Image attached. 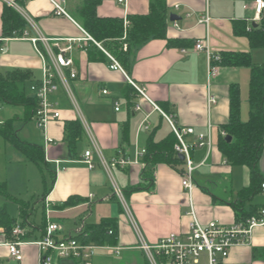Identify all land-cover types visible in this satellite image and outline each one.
<instances>
[{"label": "crops", "instance_id": "obj_1", "mask_svg": "<svg viewBox=\"0 0 264 264\" xmlns=\"http://www.w3.org/2000/svg\"><path fill=\"white\" fill-rule=\"evenodd\" d=\"M86 1L66 0L65 8L70 15L67 18L55 15L49 0H22L20 5L25 17L20 14L30 23L25 30L28 35L2 38L4 5L13 7L11 4L16 2L0 0V69L3 70L0 73L30 71L33 78L29 88L43 78L41 54L53 64V56L71 44L68 40H76L71 44L67 57L73 60L77 70V77L72 79L70 70L64 68L73 98L61 84L51 96V100L58 104L60 118L50 121L45 132L39 129L42 137L24 135V141L33 140L44 148L50 164L52 176H48L51 183L48 184L47 180L48 193L45 196L43 177L38 179V186L34 184L32 192L16 193L14 184L17 181L12 182L6 176L9 159L12 162L10 178L20 179L17 182L19 189L26 188L27 175L35 177L36 170L0 136V163L5 162L0 167V183H6L10 195L30 203V216L25 222L29 228L23 239L25 245L21 248L23 260L20 263L11 261L4 246L8 239L0 235V264H38L37 247L27 243L39 240L49 222L58 224L60 238L67 237L83 218H86L87 225L98 224L103 219H113L118 224L117 243L113 246L122 251L114 254L99 250L93 264H149L139 249L140 241L132 219L114 192V184L122 191L145 240L152 245L171 234L181 235L188 231L192 221L191 203L204 226L213 221L232 225L238 220L234 204L239 200L240 192L249 186L250 171L247 167L232 166L227 162L218 148V137L223 132L222 126L229 121L230 86L240 85L237 78L241 71H247L250 80V71L247 68L220 67L219 74L209 76L207 54L195 51L194 46L197 41L208 39L211 50L216 53L242 52L252 56L254 49H251L248 38L236 35L234 24L242 22L249 28L260 23L262 15L258 20L255 0H166L169 14L180 18L175 21L177 26L169 19L167 39H153L134 50L131 68L129 71L123 68L124 72L110 68L107 42L96 41L80 22V9ZM93 1L97 3L98 16L125 20L129 16L147 14L151 0H125L124 3H119V0ZM206 15L210 21L200 24L199 19ZM86 34L101 44V48L85 40ZM174 42L179 43L175 45ZM127 77L144 86L161 111L175 116L178 126L194 128L196 134L208 133L211 126L214 137L212 149L199 148L192 152L198 166L193 174L195 188L192 193L182 185L184 163L176 168L158 164L150 168L149 173L142 164L131 165L126 170L113 169L112 175L102 166L100 156L108 162L118 156L133 160L138 151L146 150L150 137L159 142L173 133L161 112L137 95ZM104 90L108 91L107 95ZM210 95L216 98V103L211 106ZM117 104L120 105L119 111H116ZM135 105H140L142 110L136 111ZM145 119L148 129L142 125ZM77 120L82 124L83 135L76 154L70 155L65 125ZM3 121L0 118V123ZM46 135L53 139L49 146L46 145ZM195 138L188 136L187 140L193 142ZM88 150L93 152L94 169L84 163ZM57 161L65 167L64 171L56 172ZM259 169L264 176V154ZM67 202L70 205H66ZM9 203L5 200L1 207H7L9 214L12 208L18 209V218L10 215L21 223L19 206L15 208ZM262 204L264 199L259 195L246 203L245 208L249 210ZM66 262L72 264L71 261ZM225 264H264V228L254 230L249 246L233 248Z\"/></svg>", "mask_w": 264, "mask_h": 264}, {"label": "trees", "instance_id": "obj_2", "mask_svg": "<svg viewBox=\"0 0 264 264\" xmlns=\"http://www.w3.org/2000/svg\"><path fill=\"white\" fill-rule=\"evenodd\" d=\"M20 4L22 0H14ZM80 22L84 28L98 42H107L105 45L109 53L119 61L126 71L132 65L134 50L153 39H167L170 14L166 0H151L149 12L139 16H129L130 21L127 30V39L123 41L124 19L102 18L97 14V3L87 0L80 9ZM30 27L26 20L14 7L5 4L2 12V38L23 36L25 30ZM234 32L238 36L247 37L251 49H264V14L257 26L253 24L246 26L245 23L236 22ZM127 44L128 50L123 46ZM176 43L179 42H174ZM220 62L215 63L219 67L247 68L250 71L249 80V118L242 120L241 112V88L239 84H232L229 89L230 114L228 123L222 126V133L218 137V148L232 166H244L250 171L249 186L240 192V197L234 207L237 211L238 220H244L255 215L262 205H254L249 210L245 208L246 203L252 202L261 193V185L264 176L261 174L259 165L264 154V64H255L251 53L226 52L220 53ZM33 75L30 71L12 70L0 73V106L19 107L23 109L24 123L34 119L38 108V100L27 94V86L32 81ZM2 107V106H1ZM15 119H9L0 123V136L3 140L14 147L24 158L33 163L41 172L45 194L47 189V175L52 176V170L46 159L45 150L42 146L31 144L22 140L14 128ZM67 134V148L70 155L76 154L77 145L82 140L83 127L77 121L68 122L65 125ZM232 140L228 141L227 137ZM177 139L171 133L162 141H155L150 137L146 145V154L142 158L148 173L150 168L158 164H167L177 167L184 162L176 156L174 147ZM53 181V177H52ZM0 198L7 202L15 203L20 209L21 224L29 218L30 203L15 198L8 192L6 183H0ZM66 205H70L67 202ZM18 224L8 212L7 207H0V227L6 230V237L17 240L13 235V229ZM118 224L113 219H103L100 223L87 225L86 235L80 240L84 243L99 246L115 245L117 243ZM25 239V238H22Z\"/></svg>", "mask_w": 264, "mask_h": 264}, {"label": "built area", "instance_id": "obj_3", "mask_svg": "<svg viewBox=\"0 0 264 264\" xmlns=\"http://www.w3.org/2000/svg\"><path fill=\"white\" fill-rule=\"evenodd\" d=\"M54 6V14L57 16H63L70 18L65 6L66 0H49ZM125 0H119V3H124ZM255 12L258 20L260 15L264 12V0H255ZM13 7L24 16L22 9L17 8L16 3H12ZM25 17V16H24ZM210 21L208 15L199 19L200 24H207ZM130 21L128 17L124 20V36L123 40L127 39V30ZM177 26V22L174 23ZM28 35L27 32L24 36ZM87 41L95 43L101 48V44L94 41V39L86 34ZM73 44L76 40H68ZM37 42L36 39L33 40ZM71 44L64 49H61L58 55H54V66L48 63L45 56L41 54L43 60V78L39 83H32L30 86L31 96L38 100V108L34 116L38 128L43 132L47 130V126L50 121L60 118V112L57 111V102L51 100V96L59 90L60 84L64 86L68 92L70 98H73L70 90L68 79L64 72V68L70 70L71 78L77 77V70L74 67V62L71 58L67 57V53L72 49ZM123 49L128 50L127 44H124ZM195 51H204L207 54L209 60V76H215L219 74V65L215 63L220 62V53H216L211 50L208 39L197 41L194 46ZM106 52V51H105ZM107 53V52H106ZM186 53V50H183ZM112 70H119L124 72L122 65L113 56L107 53ZM129 84L134 88L137 95L141 97L145 102H148L153 109L159 110L165 120L169 123L172 132L174 133L177 143L174 147L176 156H184L185 171L182 174V185L185 190L192 193L195 188L194 171L198 168L194 163L192 152L199 148H207L209 151L214 145V137L211 126L208 133L196 134L194 128L180 127L177 125L174 115L166 114L161 111L155 102L148 96L147 90L144 86L136 83L131 78L127 77ZM105 95L108 94L107 90H104ZM216 103V98L212 95L209 97V105ZM1 110V106H0ZM120 110V105L117 104L116 111ZM135 110H142L140 105H135ZM148 119V117H147ZM145 119V129L149 128V124ZM142 127V126H141ZM225 135V132H222ZM188 136H196L193 142L187 140ZM53 143V139L46 135V145L49 146ZM146 154V150H140L136 153L135 158L129 159L126 156H118L113 158L110 162L106 161L102 156L101 164L105 170L112 175L113 169L126 170L131 165H143L142 158ZM93 152L88 150L84 155V163L90 169H94ZM60 161L56 162V172L64 171L65 167L60 164ZM114 192L119 198L122 206L132 219L135 230L137 231L140 241L139 249H141L146 255L149 264H225V261L229 258L231 250L239 246H249L253 241V234L256 228H264V204L259 208L258 212L244 220H239L232 225H224L218 221H213L208 225H202L196 215V211L190 204V215L192 221L189 229L185 234H171L167 238L161 240L157 244H149L142 232L136 225L129 204L127 203L122 191L114 184ZM260 196L264 199V182L261 185ZM93 198V196H91ZM47 212H49V201L46 198ZM87 221L83 218L74 232L67 237L60 238V228L58 224L49 222L45 228L42 237L33 242L27 243L34 245L38 249V264H58L62 260L71 261L73 264H93L95 254L99 250H104L109 253L120 254L121 248L112 245H94L84 243L80 240L81 237L86 235ZM27 234L26 228L21 223L16 224L13 229V235L17 240L8 239L4 246L9 251L10 258L16 263H20L23 260L22 246L25 245L23 239ZM0 235L7 236L4 228L0 229ZM7 238V237H6Z\"/></svg>", "mask_w": 264, "mask_h": 264}, {"label": "rangeland", "instance_id": "obj_4", "mask_svg": "<svg viewBox=\"0 0 264 264\" xmlns=\"http://www.w3.org/2000/svg\"><path fill=\"white\" fill-rule=\"evenodd\" d=\"M17 5L19 6L20 9H22V6L20 4L17 3ZM22 11L24 12V10L22 9ZM19 12V11H18ZM20 13V12H19ZM25 13V12H24ZM252 60L254 63L263 65L264 64V49H255L252 52ZM0 71H3L2 69H0ZM239 82L241 85V112H242V119L244 121H247L249 118V108H248V86H249V80L247 77V71H241V74L239 76ZM27 94L28 96H31V92H30V86L28 88L27 86ZM1 110H0V118L4 121L9 120V119H15L14 122V128L16 131H19L20 129H22L19 134V132H17L18 136L24 140L25 139V133L29 134L30 136L32 135H37L39 137H42V133L40 132L38 125L35 121V119L33 121H30L28 123H24V113H23V109L19 108V107H13V106H8V105H1ZM40 141V139H39ZM28 143L31 144H36L35 142H33V140H31L30 142L28 141ZM5 162L2 164V162L0 163V167L1 165L4 166ZM29 164V163H28ZM31 166H33V168H35V177L30 176L29 174L28 176V181H27V186H25L26 188L21 187L19 189L18 183L20 181V179H18L17 177L15 178H10L11 173L9 170H11V166H12V162L11 159H9L8 165H6L8 167V174H6L7 177H9V180L12 182H16V184H14V188L16 189V193L22 194V193H27L29 191H33L32 188L34 187V184H37V186L40 184L38 183V179L42 180V176L41 173L38 171L37 167L30 163ZM2 172H4V167H2ZM37 176V179H36ZM47 180H48V184L51 183V178L50 176L47 175ZM37 182V183H36ZM20 185V184H19ZM32 194V193H31ZM26 195V194H23ZM27 197V196H25ZM5 200L3 198H0V207L4 204ZM10 206H13L15 208H18L16 204L14 203H9ZM17 211L13 210V208L10 210V214L12 216H14L15 218H18V209H16ZM38 217H41V214H39ZM24 228H29L27 225L24 226ZM13 261V260H11ZM4 263H8L7 261H5ZM61 264H69L68 262L62 260ZM73 264V262H72Z\"/></svg>", "mask_w": 264, "mask_h": 264}, {"label": "water", "instance_id": "obj_5", "mask_svg": "<svg viewBox=\"0 0 264 264\" xmlns=\"http://www.w3.org/2000/svg\"><path fill=\"white\" fill-rule=\"evenodd\" d=\"M179 19H180V18H179L176 14H171V15H170V21H171V22L178 21ZM254 26H257V24H254ZM227 140H228V141H231L232 138L228 136V137H227ZM179 159L182 160V161H184V156H179Z\"/></svg>", "mask_w": 264, "mask_h": 264}]
</instances>
